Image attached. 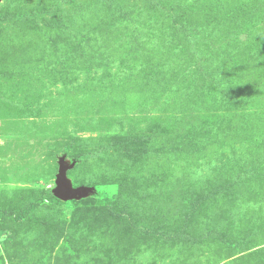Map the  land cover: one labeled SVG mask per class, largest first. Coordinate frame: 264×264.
<instances>
[{"label": "rangeland", "instance_id": "obj_1", "mask_svg": "<svg viewBox=\"0 0 264 264\" xmlns=\"http://www.w3.org/2000/svg\"><path fill=\"white\" fill-rule=\"evenodd\" d=\"M0 264H264V0H0Z\"/></svg>", "mask_w": 264, "mask_h": 264}, {"label": "water", "instance_id": "obj_2", "mask_svg": "<svg viewBox=\"0 0 264 264\" xmlns=\"http://www.w3.org/2000/svg\"><path fill=\"white\" fill-rule=\"evenodd\" d=\"M68 166L63 162L57 176V188L54 190V196L58 199L68 200L76 199L86 194L87 189L85 187L72 188L68 180L66 179V172Z\"/></svg>", "mask_w": 264, "mask_h": 264}, {"label": "trees", "instance_id": "obj_3", "mask_svg": "<svg viewBox=\"0 0 264 264\" xmlns=\"http://www.w3.org/2000/svg\"><path fill=\"white\" fill-rule=\"evenodd\" d=\"M51 201H52L53 203H55V202L58 201V198H56V197H52V198H51Z\"/></svg>", "mask_w": 264, "mask_h": 264}]
</instances>
